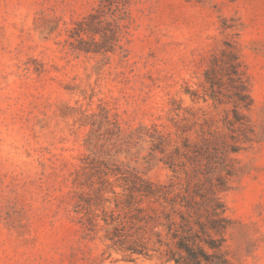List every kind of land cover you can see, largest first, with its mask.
Here are the masks:
<instances>
[{
	"label": "rangeland",
	"instance_id": "obj_1",
	"mask_svg": "<svg viewBox=\"0 0 264 264\" xmlns=\"http://www.w3.org/2000/svg\"><path fill=\"white\" fill-rule=\"evenodd\" d=\"M142 179L264 264V0H0V264H176Z\"/></svg>",
	"mask_w": 264,
	"mask_h": 264
},
{
	"label": "trees",
	"instance_id": "obj_2",
	"mask_svg": "<svg viewBox=\"0 0 264 264\" xmlns=\"http://www.w3.org/2000/svg\"><path fill=\"white\" fill-rule=\"evenodd\" d=\"M126 190L127 209L133 210L138 195L141 201L149 200L162 205L161 216L164 220L158 224L161 228L156 231L153 244L145 240V236L131 241V234L116 229L110 234L114 246L131 254H159L176 264H231L225 237L228 219L223 215L224 205L217 198L199 202L183 197L182 202L178 203L171 196L170 189L144 179ZM177 205L180 209H176ZM176 212L179 219L174 214Z\"/></svg>",
	"mask_w": 264,
	"mask_h": 264
}]
</instances>
